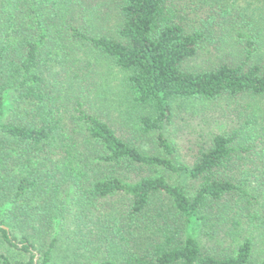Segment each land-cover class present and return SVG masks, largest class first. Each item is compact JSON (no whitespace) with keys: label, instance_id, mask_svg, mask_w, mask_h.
<instances>
[{"label":"trees","instance_id":"obj_1","mask_svg":"<svg viewBox=\"0 0 264 264\" xmlns=\"http://www.w3.org/2000/svg\"><path fill=\"white\" fill-rule=\"evenodd\" d=\"M91 1L0 0V121L6 103L14 104L0 123V214L25 230L19 241L10 223L0 224L3 243L32 254L17 264H49L61 228L52 210L67 186L61 208L74 192L80 208L73 222L81 236L92 237H85V250L92 245L97 255L86 264H264V107L248 104L256 115L251 126L215 134L193 163L179 159L165 132L185 102L264 100V10L230 16L229 34L244 33H237L245 41L242 62L191 71L185 64L210 35L176 21L174 0H113L112 31L98 25ZM83 52L85 61L75 57ZM60 62L59 73L47 68ZM80 63L83 75L98 64L122 74L124 101L139 114L137 129L158 133L163 156L125 140L88 110ZM103 164L109 173L96 170ZM126 171L139 179L124 180L118 173ZM119 195L123 209L99 211L101 199ZM220 217L239 238L244 221L262 226L246 229L234 248L217 255L204 250L198 235ZM260 241L263 258L256 260ZM0 264L13 263L0 254Z\"/></svg>","mask_w":264,"mask_h":264},{"label":"rangeland","instance_id":"obj_2","mask_svg":"<svg viewBox=\"0 0 264 264\" xmlns=\"http://www.w3.org/2000/svg\"><path fill=\"white\" fill-rule=\"evenodd\" d=\"M91 2L98 5L96 14L100 18L98 25H102L101 29H104V31H112L118 21V13L113 0H92ZM171 6L176 15V21L182 23L187 30L190 31L199 27L208 29L210 39L203 43L198 54L185 64L186 69L197 71L216 68L226 62L240 63L245 59L243 52L245 41L244 39L243 41L240 40L238 37L243 31L236 30L233 36L229 34L231 32L230 16L235 15L238 11L251 14L259 13V11L264 10V0H174ZM222 8L229 11L228 15L222 14ZM75 57L81 58L82 61L88 58L87 55H84V52L77 54ZM60 60H63V56ZM79 65L82 68L79 73L81 77L85 78V85L89 87L87 92L88 110L91 112L97 111L125 140L132 141L133 144L147 153L163 156L164 152L158 144V133L142 134L137 129L139 114H134L132 110L128 109L124 101L121 85L122 74L118 73L115 67L109 71L107 64H98L89 71L88 75H83V63ZM61 66V62L54 67L47 64V68L56 73H59ZM250 103L253 106L259 104L264 107L263 99L250 95H240L235 98L221 97L214 101L193 100L177 106L172 122L167 126L165 132L177 148L179 159L193 163L201 149L210 144L215 134L237 128L247 130L251 126L247 124V121L252 119L253 116L256 117L252 112L254 108L248 107ZM5 107V116L0 123L7 121L14 104L9 100ZM96 163L97 160H95ZM101 168L105 169V173H109L108 171L112 169L103 164L97 166L96 170ZM159 169L161 172L167 173L164 169ZM118 174L126 181L139 179L135 177L134 173L128 171L119 172ZM188 186L190 189L193 188L191 183ZM66 188L67 186L64 187L63 194L60 197L62 201L58 202L59 206L52 210V217L60 221L61 228L49 264H86L89 260L90 262L96 260L97 255L92 249V245L89 247L90 250L88 248L85 250L83 242L87 238V240H91L92 237L85 236V239L81 236V233L77 231L76 223L73 222L77 217V210L80 208L74 192L68 191L69 197L66 199L68 203L65 205V210L61 208L63 201H65L64 195L67 193ZM125 205L126 199L120 195L101 199L98 203L99 211L105 213L112 211V209L115 211L123 209ZM10 221L4 213L0 214V224H3L4 227H9L7 225L8 223L11 224ZM225 221V217H220L209 222L211 227H203L200 231L198 237L206 252L224 255L228 250L235 247L236 243L234 242L237 239H243L241 234L246 229L262 226L258 224L259 222L244 221L243 225L237 228L240 233L239 238V235L234 234L231 230V223H225ZM185 229V235L187 236L190 233L191 224H186ZM11 231L19 241L25 234L24 229L13 225ZM256 231L259 232L255 233L254 236H257V240H260L262 229ZM37 243L47 244L49 243V237L37 240ZM260 243L261 241L256 244V260L263 258ZM0 254L6 255L13 264H17L19 261H28L32 256V254L21 249L8 247L3 243L1 234ZM33 254H36L35 260L40 263L42 253L35 250Z\"/></svg>","mask_w":264,"mask_h":264}]
</instances>
